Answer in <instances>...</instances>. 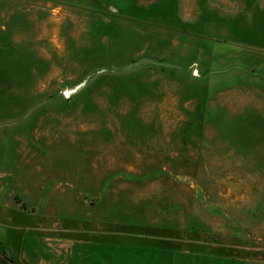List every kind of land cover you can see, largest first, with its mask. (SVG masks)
Listing matches in <instances>:
<instances>
[{
    "label": "rangeland",
    "instance_id": "1",
    "mask_svg": "<svg viewBox=\"0 0 264 264\" xmlns=\"http://www.w3.org/2000/svg\"><path fill=\"white\" fill-rule=\"evenodd\" d=\"M1 248L264 264V0H0Z\"/></svg>",
    "mask_w": 264,
    "mask_h": 264
},
{
    "label": "trees",
    "instance_id": "2",
    "mask_svg": "<svg viewBox=\"0 0 264 264\" xmlns=\"http://www.w3.org/2000/svg\"><path fill=\"white\" fill-rule=\"evenodd\" d=\"M0 263L2 264H16L13 258L8 255L4 248L0 249Z\"/></svg>",
    "mask_w": 264,
    "mask_h": 264
}]
</instances>
